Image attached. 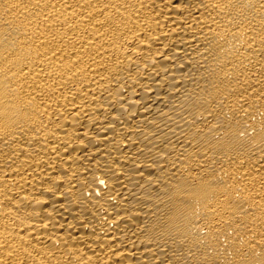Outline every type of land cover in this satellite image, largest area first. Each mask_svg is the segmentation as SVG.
I'll return each instance as SVG.
<instances>
[{
	"label": "bare ground",
	"instance_id": "obj_1",
	"mask_svg": "<svg viewBox=\"0 0 264 264\" xmlns=\"http://www.w3.org/2000/svg\"><path fill=\"white\" fill-rule=\"evenodd\" d=\"M0 264H264V0H0Z\"/></svg>",
	"mask_w": 264,
	"mask_h": 264
}]
</instances>
